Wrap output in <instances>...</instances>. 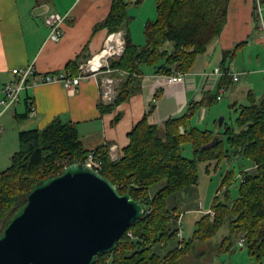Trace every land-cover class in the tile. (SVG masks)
<instances>
[{
  "label": "trees",
  "instance_id": "obj_1",
  "mask_svg": "<svg viewBox=\"0 0 264 264\" xmlns=\"http://www.w3.org/2000/svg\"><path fill=\"white\" fill-rule=\"evenodd\" d=\"M141 1L135 0V3ZM154 1L156 17L145 25L143 45L134 44L125 29L124 50L119 58L110 62V67L123 70L127 75L111 104L99 102L101 112L112 109L129 96L132 90L128 85L136 80L144 65L151 66L155 74L188 72L196 57L203 54L223 30L230 0ZM259 1L264 3V0ZM126 7L125 0H110L107 16L94 26V31L101 28L107 32L119 31L126 19ZM253 15L257 16L256 5ZM235 49L222 54L219 66L225 73L228 72L225 62L232 59ZM78 58L79 55L66 64L65 68L72 75L78 71ZM231 81L230 76L223 75L217 88L228 86ZM156 95L155 92L154 101ZM202 103L190 102L185 113L168 118L161 127L149 123L147 117L151 111L145 112L128 133V144L116 160L110 158L106 144L93 150L85 149L76 125L58 118L42 129L33 127L19 131L18 148L10 164L0 170V231L25 202L31 186L59 174L71 163L84 162L91 155L100 164L98 171L110 179L120 193L128 191L146 205L144 216L128 226L114 251L97 255L94 264H179L196 242L215 235L226 219L231 234L240 233L244 237L248 255L258 264H264V95L257 97L252 91L247 93V103L238 107L237 129L225 126L224 134L233 153L249 159L254 169L241 172L237 196L230 204L215 196L210 207L212 215L207 212L196 219L189 238H177L178 226L174 222L177 213L168 208L167 196L197 183L199 161L207 162L208 166L212 161L229 156L213 131L188 124ZM184 143L192 147L190 158L181 153ZM160 182H163L160 188L150 194L149 188ZM228 193L226 189V198ZM169 242L175 245L160 253L158 249Z\"/></svg>",
  "mask_w": 264,
  "mask_h": 264
},
{
  "label": "crops",
  "instance_id": "obj_2",
  "mask_svg": "<svg viewBox=\"0 0 264 264\" xmlns=\"http://www.w3.org/2000/svg\"><path fill=\"white\" fill-rule=\"evenodd\" d=\"M254 5L257 7V0L229 1L225 26L204 52L212 54L206 58L198 55L181 82L156 85L158 79L153 69L142 68L136 80L128 85L132 90L129 96L110 110L101 112L98 107L99 102L108 105L114 100L101 98L100 83L108 74L103 71L104 68L95 77L82 79L73 90L66 89L58 81L38 83L23 90L16 104L6 109H2L0 104V151L8 149L10 161L18 148L19 131L33 127L42 129L58 118L76 125L85 149L93 150L106 144L110 158L116 160L128 144V133L145 112L151 111L147 117L149 123L161 127L168 118L185 113L190 102L202 101L193 122V126L198 127L209 118L212 110L207 105L214 100L218 90L219 77L214 79L212 76L210 80L204 78L205 73H211L214 69L208 70L209 67L219 66L224 51L242 44L236 47L235 54L249 38L259 45L264 42V35L260 37L257 33L261 30L257 16L253 15ZM109 9L110 0H0V100L1 88L14 78L12 69L15 67L33 64L42 73L69 72L65 68L67 62L79 55L78 74L81 63L98 52L105 44V36L112 33L105 28L94 31V26L107 16ZM54 12L66 16L62 36L57 42L48 38L49 27L46 24L47 16ZM257 23L258 30L255 31ZM232 64L230 59L228 71L236 72ZM241 73L249 71L243 70L238 78ZM123 75L125 77L127 74ZM123 75L118 71L113 75L117 80L115 97ZM236 81L232 80L231 83ZM252 87L253 81L245 84L242 87L243 96H247L249 91L253 92ZM236 90L239 89L236 87L232 92ZM246 90L247 93H244ZM155 92L156 100L153 101ZM31 107L35 108L34 113H31ZM190 120L189 125H192Z\"/></svg>",
  "mask_w": 264,
  "mask_h": 264
},
{
  "label": "water",
  "instance_id": "obj_3",
  "mask_svg": "<svg viewBox=\"0 0 264 264\" xmlns=\"http://www.w3.org/2000/svg\"><path fill=\"white\" fill-rule=\"evenodd\" d=\"M145 206L85 162L71 163L27 191L0 231V264H94Z\"/></svg>",
  "mask_w": 264,
  "mask_h": 264
},
{
  "label": "rangeland",
  "instance_id": "obj_4",
  "mask_svg": "<svg viewBox=\"0 0 264 264\" xmlns=\"http://www.w3.org/2000/svg\"><path fill=\"white\" fill-rule=\"evenodd\" d=\"M125 1H127L126 19L122 27L128 29L134 44L143 45L145 43V25L147 21L153 20L156 17V3L154 0H143L138 4L135 3V0ZM261 8L262 12L260 17L257 15V21L259 25L262 24L264 26V3H261ZM258 23L257 27H255V31L258 30ZM257 33L260 37L264 35V31H257ZM107 35L105 38H107ZM119 38L123 42L125 30L120 31ZM111 46H113V49L115 48V39L112 40ZM102 48H104V45L101 46V49ZM208 54L210 56L212 52L202 54L204 55L203 58H206ZM92 55L89 59H91ZM120 56L121 54L109 57V65L112 60ZM229 60L230 58L226 60V65L229 64ZM211 62L213 63V60ZM232 62L236 72L240 73L246 70L249 71V73H241L236 82L224 86V92L220 93V100L214 99L207 105V107L212 110L209 118L204 121L203 124L198 125L200 129H209L213 131L214 134L222 140V147L224 150H228L229 156L222 157L217 162L212 161L208 166L207 162L199 161L197 163V183L175 191L166 198L168 208L175 209V213H177L176 221H173L176 222L177 226L181 223L183 239H187L191 236L194 228V221L202 214L210 211L215 196H217L220 201L230 204L237 196V187L241 172L254 169L249 159H246L239 153H233V149L227 141V135L224 134V129L225 126L229 125L237 129L235 118L238 115V107L247 103V96H243L242 92V87H245V84L253 81L252 90L255 95L257 97L264 95V42L259 45L255 43L253 38H249L247 43L235 52L232 57ZM216 66H218V64ZM142 68L152 69V67L148 65H144ZM209 68L208 70H212L214 67L211 65ZM116 71L121 73L122 70L119 71V69H117ZM116 71H111L108 74H111L110 76L113 77ZM250 73L251 75L248 77ZM114 83H117L115 78ZM236 87L239 90L232 92ZM214 92H216V89ZM244 93H247V90L244 91ZM196 116L197 113L191 116L190 123L192 125L193 122H195ZM220 118H223L221 126L218 125ZM7 153L8 149L0 151L1 170L10 164ZM181 153L189 158L193 156L190 143L181 145ZM162 183L163 182L152 185L149 188V193L153 194L160 188ZM226 189L229 190L228 198L225 197ZM171 226H174V224H171ZM231 232L228 219H226L215 235L204 242H196L190 253L187 254L179 264H258L253 257L248 255L244 245L245 240L242 241V239H244L242 234H231ZM174 245L175 242H169L167 246L161 247L162 249L159 247V249L156 248V251L158 249L161 250L160 253H164Z\"/></svg>",
  "mask_w": 264,
  "mask_h": 264
},
{
  "label": "built area",
  "instance_id": "obj_5",
  "mask_svg": "<svg viewBox=\"0 0 264 264\" xmlns=\"http://www.w3.org/2000/svg\"><path fill=\"white\" fill-rule=\"evenodd\" d=\"M257 15H261L262 8L261 3L257 0L256 7ZM65 15H61L59 13H50L46 18V24L49 27L48 38L52 41H59L62 36V24L64 22ZM261 31H264V26L262 24L259 25ZM120 33L110 34L107 37V41H105L104 48L100 49L96 54H93L91 59H87L85 62L81 63L79 66V72L76 75H71L70 72L61 71V72H48L42 73L38 72L33 64H28L23 67H15L12 69V73L14 78L3 84L1 88L2 98L0 100V104L2 109H6L11 105L16 104L19 101L20 94L23 90L27 88L33 87L38 83H50L53 81H58L63 84V86L68 90H73L75 87L81 82L82 79L87 77H95L96 74L104 68V72L110 73L113 70L109 65L108 58L112 55H120L123 52V42L118 44V38ZM115 39L116 46L113 49L111 46L112 40ZM96 55H102L101 57L96 58ZM120 71V70H119ZM125 72H119L120 75H123ZM111 74H107L100 83L101 86V98L103 100H113L116 94V83H114V77L110 76ZM185 73L180 71H173L171 74H157L158 83L156 85H167L174 84L177 82H181L184 78ZM223 75L230 76L232 79L238 80V73L236 72H223L220 66L214 67L211 73H205L204 78L206 80H210L213 78H220ZM224 92V87H220L218 89V93L216 96V100H220V93ZM154 101V100H153ZM35 112V108L31 107V113ZM87 165L99 169L100 164L97 161H94L92 156L90 155L87 160L84 161ZM212 215V212L209 211ZM131 235V233H128ZM178 238H182L181 233V223L178 225ZM244 239H242L243 241ZM241 241V242H242Z\"/></svg>",
  "mask_w": 264,
  "mask_h": 264
},
{
  "label": "bare ground",
  "instance_id": "obj_6",
  "mask_svg": "<svg viewBox=\"0 0 264 264\" xmlns=\"http://www.w3.org/2000/svg\"><path fill=\"white\" fill-rule=\"evenodd\" d=\"M65 17H66V16H65ZM114 33H115V34L120 33V31H119V32H118V31H117V32H112V33H110V34H114ZM110 34H109V35H110ZM109 35H108V36H109ZM121 42H122V40L119 38V39H118V44L120 45ZM123 46H125V38H124V40H123ZM123 50H124V47H123ZM121 54H122V53H121ZM101 56H102V55H99V56L96 55V58L101 57ZM122 71H123V70H122ZM124 72H125V71H124ZM70 74H71V73H70ZM124 74H127V73L125 72ZM71 75H72V74H71Z\"/></svg>",
  "mask_w": 264,
  "mask_h": 264
}]
</instances>
